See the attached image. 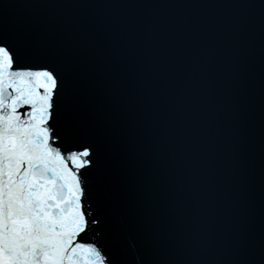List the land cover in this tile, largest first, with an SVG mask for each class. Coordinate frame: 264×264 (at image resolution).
Masks as SVG:
<instances>
[{"label": "snow or ice", "instance_id": "obj_1", "mask_svg": "<svg viewBox=\"0 0 264 264\" xmlns=\"http://www.w3.org/2000/svg\"><path fill=\"white\" fill-rule=\"evenodd\" d=\"M264 264V0H0V264Z\"/></svg>", "mask_w": 264, "mask_h": 264}, {"label": "water", "instance_id": "obj_2", "mask_svg": "<svg viewBox=\"0 0 264 264\" xmlns=\"http://www.w3.org/2000/svg\"><path fill=\"white\" fill-rule=\"evenodd\" d=\"M129 264H137L136 258L134 255H129L128 257Z\"/></svg>", "mask_w": 264, "mask_h": 264}]
</instances>
